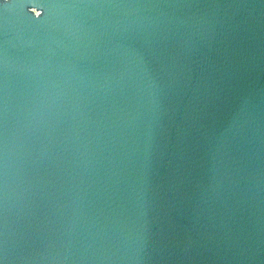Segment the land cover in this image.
I'll return each mask as SVG.
<instances>
[{
  "label": "water",
  "instance_id": "95a60500",
  "mask_svg": "<svg viewBox=\"0 0 264 264\" xmlns=\"http://www.w3.org/2000/svg\"><path fill=\"white\" fill-rule=\"evenodd\" d=\"M0 264H264V0H0Z\"/></svg>",
  "mask_w": 264,
  "mask_h": 264
}]
</instances>
